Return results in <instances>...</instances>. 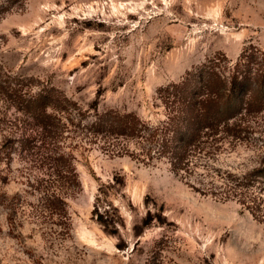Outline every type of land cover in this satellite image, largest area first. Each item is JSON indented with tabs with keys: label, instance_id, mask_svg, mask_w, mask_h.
Instances as JSON below:
<instances>
[{
	"label": "rangeland",
	"instance_id": "obj_1",
	"mask_svg": "<svg viewBox=\"0 0 264 264\" xmlns=\"http://www.w3.org/2000/svg\"><path fill=\"white\" fill-rule=\"evenodd\" d=\"M239 60L264 74V0H0V264H264V222L194 188L264 166V110L180 174L92 126L105 112L156 125L171 84ZM57 151L81 182L62 215L43 192Z\"/></svg>",
	"mask_w": 264,
	"mask_h": 264
},
{
	"label": "trees",
	"instance_id": "obj_2",
	"mask_svg": "<svg viewBox=\"0 0 264 264\" xmlns=\"http://www.w3.org/2000/svg\"><path fill=\"white\" fill-rule=\"evenodd\" d=\"M239 60L234 65L232 75L225 76L216 64H204L187 72L180 83L171 84L169 97L161 99L166 109V118L156 125L144 121L138 116L120 115L105 112L93 120L96 132L111 135H133L140 142L146 141L157 148L153 149L156 158L165 159L177 174L189 164L192 151L215 148L217 138L235 135L240 129L242 117L264 110V74L258 73L254 78L248 74L249 69ZM242 67V68H241ZM196 74L195 77L193 75ZM194 78L195 88L191 89L190 78ZM252 95L251 98H247ZM241 114V116H240ZM239 119V120H238ZM240 121V122H239ZM212 140V142L210 141ZM208 151V150H207ZM120 149L117 153H127ZM209 152V151H208ZM206 157V151L203 153ZM150 156V155H149ZM50 158L52 179L48 178L45 199L46 207L62 215L65 212L64 196L80 188L81 182L77 167L72 157L65 151H57ZM150 160L154 156L148 157ZM264 174V166L242 175L221 176L222 185L200 189L203 193L220 195L223 199H236L243 207L264 222V195L253 190L255 179ZM65 188L66 191H63Z\"/></svg>",
	"mask_w": 264,
	"mask_h": 264
}]
</instances>
